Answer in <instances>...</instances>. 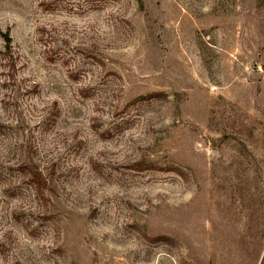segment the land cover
Listing matches in <instances>:
<instances>
[{"label":"rangeland","instance_id":"374dc122","mask_svg":"<svg viewBox=\"0 0 264 264\" xmlns=\"http://www.w3.org/2000/svg\"><path fill=\"white\" fill-rule=\"evenodd\" d=\"M0 264H264V0H0Z\"/></svg>","mask_w":264,"mask_h":264}]
</instances>
